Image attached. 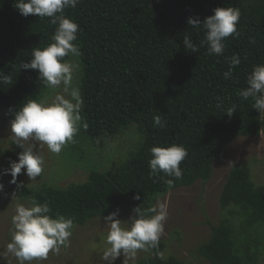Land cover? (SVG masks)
Wrapping results in <instances>:
<instances>
[{
	"label": "trees",
	"instance_id": "16d2710c",
	"mask_svg": "<svg viewBox=\"0 0 264 264\" xmlns=\"http://www.w3.org/2000/svg\"><path fill=\"white\" fill-rule=\"evenodd\" d=\"M14 3L0 0V74L10 77V83H0V109L13 114L46 90L38 70L19 66L31 61L34 48L50 44L56 29L50 18L23 16ZM217 7L240 10L239 34L226 39L221 56L209 54L200 43L203 27L188 24L189 17L203 22ZM65 14L79 25L74 43L81 50L83 67L80 138L96 141L136 123L144 141L114 171L93 169L87 181L67 187L20 189L25 197L47 201L53 216L71 217L76 225L153 206L158 196L174 188L206 183L216 158L230 143L242 135L258 136L264 128V116L253 108L252 98L238 95L254 66L264 64V0H81ZM185 34L199 52L185 48ZM234 54L240 64L225 80L223 73ZM233 106L235 112L229 116L226 110ZM157 114L167 122L165 127L154 126ZM171 144L188 151L181 163L183 178L161 173L150 179V149ZM18 154L6 151L11 161ZM251 175L250 167L236 165L227 177L220 203L224 210L234 207L229 215L240 222L242 237L229 218L212 224L211 237L198 248L210 264H256L264 251V185H256ZM165 179H174V186L169 188ZM137 194L139 200L134 198ZM165 248L160 240L138 264H185L177 256L164 258Z\"/></svg>",
	"mask_w": 264,
	"mask_h": 264
},
{
	"label": "clouds",
	"instance_id": "9594fccd",
	"mask_svg": "<svg viewBox=\"0 0 264 264\" xmlns=\"http://www.w3.org/2000/svg\"><path fill=\"white\" fill-rule=\"evenodd\" d=\"M80 2L81 0H15L14 7L20 14L25 17L34 14L40 18H50V23L56 25V29L50 38L52 42L44 48H34L31 61L19 66L20 69L38 70L39 80L52 89L54 94L50 100L47 97L28 99L15 112L11 121V136L13 143L23 151L18 154V161H11L10 167L0 173H10L12 184H17L22 171H25L31 181L36 180L43 172L45 156L37 150V143L46 145L49 152L59 155L79 130L84 101L80 87L73 86L78 64L65 59L81 55L80 48L74 43L79 25L65 14V10L74 9ZM239 18V8L217 7L214 14L206 17L203 22L198 17H189L188 24L198 30L203 27L204 37L200 43L207 46L209 54L221 56L226 48V39L239 34ZM183 44L187 50L199 52L190 35H184ZM239 64V55L234 54L228 70L223 73L225 80L232 77L233 69ZM0 83H10V77L0 74ZM61 85L62 92L55 91ZM238 95L243 100L252 98L253 108L264 114V64L254 66L247 77V87L240 90ZM234 112V106L226 110L229 116ZM153 122L155 127H165L167 123L159 114L153 116ZM84 127L87 125L84 124ZM150 152V179L161 177V173L163 177L176 180L183 178L181 163L188 156L183 145H157ZM165 183L171 188L174 186V179H165ZM22 186L23 182L17 184V188ZM3 189L4 184L0 182V191ZM134 198L139 200L140 195L137 194ZM52 211L47 201L40 203L33 199L27 205L19 202L16 204L15 214L11 219V242L7 244L6 251L19 264L46 260L50 252L58 255L62 247L69 246L74 219L59 213L53 216ZM134 213L136 215L127 221H121L118 212L104 217L107 235L101 258L107 264H113L122 254L127 261L134 259L138 250L158 247L168 218L167 204L159 203L147 208L137 206Z\"/></svg>",
	"mask_w": 264,
	"mask_h": 264
},
{
	"label": "rangeland",
	"instance_id": "374dc122",
	"mask_svg": "<svg viewBox=\"0 0 264 264\" xmlns=\"http://www.w3.org/2000/svg\"><path fill=\"white\" fill-rule=\"evenodd\" d=\"M67 60L78 64L73 86L81 89L82 63L79 57L69 56ZM62 89L63 85L55 91L62 92ZM53 94V90L47 87L41 98L47 97L50 100ZM14 116L15 114L0 109V173L10 167L11 160L6 157L7 150L18 153L23 151L22 148L17 149L12 140L11 121ZM143 141L144 135L137 124L131 123L119 133L102 136L96 141L82 140L77 132L73 141L68 142L59 155L49 152L46 145L37 143V150L45 156V164L36 180L31 181L25 171H22L17 184L23 182V186L17 188V184L10 183V173L0 175V182L4 184L3 191H0V264H19L14 256L7 253L6 246L11 242V219L15 214L16 204L19 202L27 205L32 200L22 195L21 188L37 189L44 184L67 187L74 182L87 181L93 169L114 171L140 148ZM236 165L250 167L254 183L264 185V128L258 136L242 135L230 143L216 158L214 173L206 183L199 180L190 186H180L158 196L155 205L166 203L168 207L165 230L160 238L166 242L162 253L164 258L177 256L185 264H210L208 259L199 254L198 248L211 237L212 224H218L227 218L237 230L236 235L242 237L240 222L229 215L234 207L224 210L220 203L227 177ZM133 215H136L134 209L118 212L121 221H127ZM104 217H93L85 224L74 225L68 247H62L58 255L50 252L46 260L33 261L32 264H107L101 258L107 235ZM261 253L256 264H264V251ZM150 254L148 250H138L135 258L127 261L122 254L113 264H138Z\"/></svg>",
	"mask_w": 264,
	"mask_h": 264
}]
</instances>
